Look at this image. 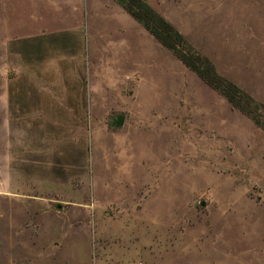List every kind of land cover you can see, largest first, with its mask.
Segmentation results:
<instances>
[{
    "label": "rangeland",
    "instance_id": "374dc122",
    "mask_svg": "<svg viewBox=\"0 0 264 264\" xmlns=\"http://www.w3.org/2000/svg\"><path fill=\"white\" fill-rule=\"evenodd\" d=\"M145 1L264 128V0ZM62 4L0 0V264H264L263 128Z\"/></svg>",
    "mask_w": 264,
    "mask_h": 264
},
{
    "label": "trees",
    "instance_id": "16d2710c",
    "mask_svg": "<svg viewBox=\"0 0 264 264\" xmlns=\"http://www.w3.org/2000/svg\"><path fill=\"white\" fill-rule=\"evenodd\" d=\"M113 1L140 24L155 41L172 52L186 68L195 73L206 85L224 97L232 107L247 115L257 126L263 128L260 119L255 117L254 112L248 108L253 104V100L241 93L235 85L217 75L209 60L194 54L183 35L145 0Z\"/></svg>",
    "mask_w": 264,
    "mask_h": 264
},
{
    "label": "crops",
    "instance_id": "0c3cea01",
    "mask_svg": "<svg viewBox=\"0 0 264 264\" xmlns=\"http://www.w3.org/2000/svg\"><path fill=\"white\" fill-rule=\"evenodd\" d=\"M62 2V7L66 8L67 11L70 10L68 13L72 14V22L75 21L82 25L81 30L87 26V30L93 28L99 32L100 24H108V31L110 32L112 30L110 27L112 28L114 25L122 29L118 21L130 22L129 18L131 17L113 0H62ZM82 36L83 40L87 39L86 32H83ZM53 55L58 56L56 52H53Z\"/></svg>",
    "mask_w": 264,
    "mask_h": 264
},
{
    "label": "water",
    "instance_id": "95a60500",
    "mask_svg": "<svg viewBox=\"0 0 264 264\" xmlns=\"http://www.w3.org/2000/svg\"><path fill=\"white\" fill-rule=\"evenodd\" d=\"M124 118L122 116H119L116 118V120L114 121L115 126H121L123 124ZM205 204H201V206L203 207Z\"/></svg>",
    "mask_w": 264,
    "mask_h": 264
}]
</instances>
